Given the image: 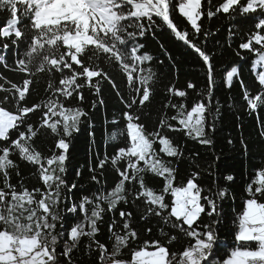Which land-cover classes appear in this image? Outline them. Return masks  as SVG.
<instances>
[{"label":"snow or ice","instance_id":"snow-or-ice-1","mask_svg":"<svg viewBox=\"0 0 264 264\" xmlns=\"http://www.w3.org/2000/svg\"><path fill=\"white\" fill-rule=\"evenodd\" d=\"M225 109L264 147V0H0V264H264V152L224 167Z\"/></svg>","mask_w":264,"mask_h":264},{"label":"trees","instance_id":"trees-1","mask_svg":"<svg viewBox=\"0 0 264 264\" xmlns=\"http://www.w3.org/2000/svg\"><path fill=\"white\" fill-rule=\"evenodd\" d=\"M177 23H181V19L177 18ZM149 49L152 51L156 50L155 43H150L148 45ZM174 55H178L179 53L174 50ZM224 62H230L233 60V57L231 55V51H225ZM221 61H217V63H220ZM178 65L180 68V80L179 84L182 86L185 79H192L193 81L197 83H202V73L200 72L199 68L195 67L192 64L191 58H185L182 61H178ZM164 73L166 76H170L171 73L169 69H164ZM244 77L247 80L248 79V71L245 68L244 70ZM37 92L39 95H43V89H44V82L43 80L40 81L38 85H36ZM39 95L36 93L33 94L32 99L37 100L39 99ZM106 98L109 102V108H112L114 106H118L117 102L111 98V94L106 92ZM229 95H232L236 98L237 106L235 108V112H240L242 109L240 108V97L236 90H233L231 93L226 88L221 89L220 92L217 93V96L221 101H225ZM154 111V109H153ZM261 117L264 118V111L260 113ZM101 120H102V114L98 113L96 118V125H97V131H96V139L98 142L101 141ZM243 124V129L241 132V129L238 127L239 124ZM241 134L243 137L247 140L249 144L250 152L245 158L240 154V145L237 142L234 146L227 144V139L232 138L234 141H238ZM216 139V151L218 154H221L222 157V163L224 167L232 168L233 165H235V168L233 169V173L237 175L238 179L240 178L241 172H247L249 170V164H259L261 162V153L264 152V147H262L261 142L257 136V124L254 118H245L243 121H237L235 119V114L233 111H229L225 109L224 115L222 117V123L217 124V133L215 136ZM46 143L41 140L40 144L43 146V144ZM88 136L87 132H83L79 134V138L74 142L73 148L70 149L71 152V158H70V166H69V175L71 176L73 173V170L76 166L81 164L87 154L88 151ZM189 150H199L201 151V155H207L203 148L199 145H193L191 142L188 143ZM23 172L25 176H30V172L27 168L23 169ZM34 182V181H32Z\"/></svg>","mask_w":264,"mask_h":264}]
</instances>
